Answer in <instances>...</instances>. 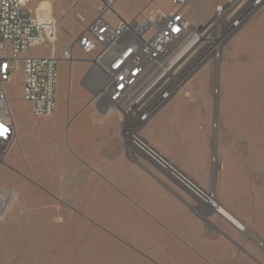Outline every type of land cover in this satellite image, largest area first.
Returning a JSON list of instances; mask_svg holds the SVG:
<instances>
[{"label":"rangeland","instance_id":"obj_1","mask_svg":"<svg viewBox=\"0 0 264 264\" xmlns=\"http://www.w3.org/2000/svg\"><path fill=\"white\" fill-rule=\"evenodd\" d=\"M157 7L170 10V0H151L141 12L149 15ZM29 8L50 25L45 45L29 54L59 56L97 17L98 1H35ZM183 13L196 29V45L187 54L192 60L181 68L172 97L138 133L174 175L184 177L208 199L211 194L214 207L241 216L264 245V0H191ZM233 22L238 24L232 29ZM72 55L73 61L57 66V108L49 117L33 116L22 101L21 69L11 64L14 79L6 92L16 140L10 151L18 149L17 134L33 121L61 126L54 124L48 136L36 134L28 141L42 148L23 155L30 165L20 168L7 156L0 166V206L4 198L9 203L0 210V264H144L93 221L89 212L96 209L81 200L87 192L72 191L108 181L94 166L110 154L114 140L129 161L150 168L129 148L121 116L80 86L93 66V54L74 48ZM91 86L96 90L94 78ZM62 145L70 158L68 169L57 167ZM49 159L52 166H43Z\"/></svg>","mask_w":264,"mask_h":264},{"label":"built area","instance_id":"obj_2","mask_svg":"<svg viewBox=\"0 0 264 264\" xmlns=\"http://www.w3.org/2000/svg\"><path fill=\"white\" fill-rule=\"evenodd\" d=\"M35 1L53 4L58 0H0V166L16 140V125L6 92L14 79L12 62L21 69L22 101L31 107L33 116L49 117L57 108V66L61 61H73L72 51L78 48L86 55L93 54L92 64L99 61L105 64L96 81L103 85L107 106L121 116L127 143L136 146V152L167 167L168 163L138 132L175 92V84H156L165 76L162 71L168 62L186 45V33L193 27L183 12L191 0H170L168 11L157 7L149 15L141 12L132 21L116 23H113L114 6L119 0H97V17L89 27L73 45L63 47L59 56L47 57L29 54L31 49L45 45L49 35L50 25L41 22L35 16L36 10L29 8ZM232 24L236 27L238 23ZM116 58L113 65L106 67V63ZM155 79L159 80L154 83ZM174 176L198 197L208 200L206 194L184 177Z\"/></svg>","mask_w":264,"mask_h":264},{"label":"crops","instance_id":"obj_3","mask_svg":"<svg viewBox=\"0 0 264 264\" xmlns=\"http://www.w3.org/2000/svg\"><path fill=\"white\" fill-rule=\"evenodd\" d=\"M149 1L119 0L114 6L113 23L134 20ZM50 123L37 120L24 127L17 134L18 149L9 152V163L20 168L30 165L22 159L23 155L42 148L29 146L28 141L36 134L48 136V128L54 124L61 126ZM65 147L62 145L58 151L61 156L57 167L68 169L70 158ZM49 148L52 147L47 145ZM50 160L43 166H52ZM94 168L108 181L76 186L72 191L87 192L81 200L96 209L89 212L93 221L121 247L137 254L144 264H264V245L250 230V223L229 213L243 226L239 229L217 213L209 215L204 204L196 205L151 165L149 168L129 161L116 140L111 143L110 154ZM196 207L198 216L191 211Z\"/></svg>","mask_w":264,"mask_h":264},{"label":"bare ground","instance_id":"obj_4","mask_svg":"<svg viewBox=\"0 0 264 264\" xmlns=\"http://www.w3.org/2000/svg\"><path fill=\"white\" fill-rule=\"evenodd\" d=\"M256 4V3H255ZM255 6V5H254ZM229 7V6H228ZM227 7V8H228ZM223 12V11H222ZM219 14H221V11L220 10H218V15ZM229 25H230V23H229ZM234 24H232V26H233ZM230 27V26H229ZM230 28H234V27H230ZM195 31V28H190V29H188V31H187V33H186V35H187V38H186V41H188V38L190 37V36H192L193 34V32ZM186 35H185V37H186ZM184 37V38H185ZM196 41H197V37L196 36H194L193 35V37H192V39H191V41H189L188 43H186V45H185V47L184 48H182L181 50H180V52L171 60V61H169L168 62V64L166 65V69H164L162 72H163V74L165 75L163 78H161V80H157V79H155V80H153V82L155 83V81L157 80L158 82H157V84L156 85H163V86H169L170 84H176L177 83V81L181 78V76H182V74H183V69H181L184 65H187L186 63H188L190 60H192L191 59V57H190V55H187L188 54V52L192 49V48H194L195 47V45H196ZM185 42V41H184ZM183 42V43H184ZM217 52V49H215L214 50V52L212 53V54H215ZM190 57V58H189ZM189 65V64H188ZM93 66H94V69H95V71L97 72V69L99 70L100 69V71H98L97 73H96V75L99 77V74H100V72H102V67H104L105 66V64L103 63V61H99V62H97L96 64H93ZM102 66V67H101ZM168 70H171L170 71V73H168L169 71ZM95 75V76H96ZM93 77L94 78V84H95V87H96V93H97V95H98V93L100 92L101 93V91L103 92V85H102V83H100V82H98L97 83V76L96 77ZM99 93V95L97 96L98 97V100L99 101H103V97H104V95L103 94H100ZM106 103L104 102V105H105ZM107 108H110V107H108L107 106ZM111 109V108H110ZM128 146H129V148H131V149H138L136 146H133V145H129L128 144ZM165 170L166 171H168V172H171L172 174H173V172H172V170H174L172 167H170V165L168 164V166L167 167H165ZM176 178V177H175ZM182 185H184L183 183H182V181L181 180H179L178 178H176ZM209 196V199H211L212 198V195L211 194H209L208 195ZM206 197H207V195H206ZM3 198H4V196H3ZM207 199H208V197H207ZM209 199H208V201H209ZM212 202V201H211ZM8 203V200L7 199H3V202H2V204H1V206H0V210L2 209H4L5 207H6V204ZM210 203V202H209ZM9 204V203H8ZM211 205H214L213 204V202L211 203ZM213 210H215L216 211V213L218 214V215H220V216H222L223 218H225V219H227L228 221H230L231 223H233L234 225H236L239 229H242V226L232 217V216H230L221 206H218V205H215V207L213 206Z\"/></svg>","mask_w":264,"mask_h":264},{"label":"water","instance_id":"obj_5","mask_svg":"<svg viewBox=\"0 0 264 264\" xmlns=\"http://www.w3.org/2000/svg\"><path fill=\"white\" fill-rule=\"evenodd\" d=\"M117 60L116 59H113L112 61L106 63V67H110L111 65L114 64V62ZM95 69H94V66L90 67L86 73L83 75L81 81H80V86L82 88H84L92 97L94 100H98V97H97V93H96V90L91 86V80L92 78L95 76ZM98 75V74H97ZM96 75V76H97ZM95 76V77H96ZM103 102H105V107L107 108V102H108V99L107 98H104L103 99ZM138 157L141 158L143 161L147 162L149 165H151L156 171H158L162 176H164L166 179H168L172 184H174L176 187H178L183 193H185L187 196H189L192 201H194V203L196 205H199V207L201 205H205V207L208 209V214L212 215V214H216V211L213 210V206L214 205H211V203H209L210 201L208 200H203L201 199L200 197H198L191 189H189L187 186L185 185H182L174 176V174H172L171 172H168L165 170V168H163L159 163L153 161L152 159L148 158L147 156H145L144 154L142 153H139V152H136ZM214 155V154H213ZM213 161H215V157H213ZM132 163L134 164H139L138 162H135V161H131ZM220 169V167L217 165V166H214V169H213V178H214V181L216 179V173L217 171ZM199 207H196L195 209H192L191 211L196 215L198 216V210H199ZM202 207V206H201Z\"/></svg>","mask_w":264,"mask_h":264},{"label":"snow or ice","instance_id":"obj_6","mask_svg":"<svg viewBox=\"0 0 264 264\" xmlns=\"http://www.w3.org/2000/svg\"><path fill=\"white\" fill-rule=\"evenodd\" d=\"M5 131H6V129H5Z\"/></svg>","mask_w":264,"mask_h":264}]
</instances>
